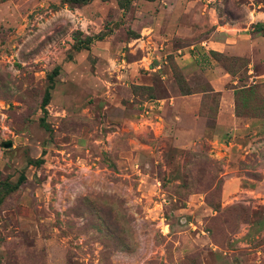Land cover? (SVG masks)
<instances>
[{"label":"rangeland","instance_id":"obj_1","mask_svg":"<svg viewBox=\"0 0 264 264\" xmlns=\"http://www.w3.org/2000/svg\"><path fill=\"white\" fill-rule=\"evenodd\" d=\"M65 1L25 26L0 10V264H264V0ZM227 30L209 52L237 82L219 125L209 65L166 46ZM188 92L197 121L166 105L162 135L134 130L144 103Z\"/></svg>","mask_w":264,"mask_h":264},{"label":"crops","instance_id":"obj_2","mask_svg":"<svg viewBox=\"0 0 264 264\" xmlns=\"http://www.w3.org/2000/svg\"><path fill=\"white\" fill-rule=\"evenodd\" d=\"M52 0H0V10L2 9L3 11L6 9V7L10 8L11 15H15L16 17L19 16L22 20V25H27L29 21V14L34 11L35 7L38 6H46L48 5L49 2ZM145 1V0H144ZM159 1V0H156ZM153 1V2H156ZM151 2V1H147ZM151 2V3H153ZM4 8V9H3ZM67 10V8H65ZM213 12V11H212ZM9 15V16H11ZM212 15V13H211ZM15 17V18H16ZM211 26H215L216 21L212 15V21H211ZM218 31L222 32L220 29ZM224 36L222 37L223 40H220L221 42L217 43L220 48L218 47H212V43L210 44L211 47L206 45L208 43L207 40L203 41L202 45L199 46L200 50L194 49V46L191 47H182L183 44L178 41L180 46L178 48L173 47L172 43L169 41L167 44V49L166 52H170V54L175 55V60L180 66L181 69L185 70L186 64L187 66H201L204 64L209 65V67L206 68V71L204 72V76L206 77L208 83L211 86L212 92L215 94L220 95L223 101L219 102V113L217 117V124L219 125H226V124H234L235 120L230 117V112H232L231 109H227V106L225 105V101L229 100L230 97H233V91L234 90H229L228 86L231 85V83L236 84V81H233V77L225 72L222 66L216 65L214 63V60L212 57L209 55L210 50L217 51V52H225L226 50H229V44L233 39H235V34L229 32L228 30L223 33ZM179 35V32H177V36ZM243 37V35H241ZM240 36V37H241ZM172 37H165V39L170 40ZM148 41H152L153 44L155 45V48L158 49V39L157 37L153 34ZM202 46V47H201ZM154 55H159L156 51H153ZM151 52V54H152ZM162 56V53H160ZM205 59L201 60L200 56H205ZM159 57V56H158ZM209 57V58H208ZM211 62V63H210ZM218 64V63H217ZM149 70L152 72H159L161 74V79L168 82L169 80L172 79V74L170 70L165 67L164 65L160 64L158 66H153L151 63L147 67ZM165 70V71H162ZM233 81V82H232ZM137 84H141L140 82H137ZM199 95L198 94H190L188 93H181L179 96H173L171 95L167 99H159L155 100L154 102L158 103L157 105H161L159 109L155 110V117L160 121L161 126L158 131H156L157 134L161 135L165 131V125H164V120L161 117V113L164 108H166L168 105L174 109V111L177 110V115H182L185 116L188 120H193L197 121L200 117L199 115V110L201 107V102L199 100ZM168 103V104H166ZM146 103L143 104L145 106ZM167 105V106H166ZM230 108V107H229ZM141 113V112H140ZM140 115V114H139ZM139 115L137 117V120H135L133 128L135 131L139 132L142 129H147V127H142L139 125ZM179 119L178 117H176ZM160 135V136H161ZM158 136V135H157ZM260 205L263 204L264 208V199H262L260 202ZM261 209V214H260V220L261 222H264V209ZM263 210V213H262ZM253 223V222H252ZM250 223L248 227H251L253 224Z\"/></svg>","mask_w":264,"mask_h":264},{"label":"built area","instance_id":"obj_3","mask_svg":"<svg viewBox=\"0 0 264 264\" xmlns=\"http://www.w3.org/2000/svg\"><path fill=\"white\" fill-rule=\"evenodd\" d=\"M157 104L156 102L146 104L139 115V125L151 128L154 132L158 131L161 126L160 121L155 117V113L153 114V110L155 112V110L159 109L161 106Z\"/></svg>","mask_w":264,"mask_h":264},{"label":"trees","instance_id":"obj_4","mask_svg":"<svg viewBox=\"0 0 264 264\" xmlns=\"http://www.w3.org/2000/svg\"><path fill=\"white\" fill-rule=\"evenodd\" d=\"M93 0H68L67 2H63L65 5L67 6H71L72 4H74L77 8H80V7H84V6H87L89 5ZM104 1H109V0H104ZM119 6L120 9H123L124 11L128 10V8H130V6L134 3V1L136 0H115ZM145 1H156V0H145ZM72 7V6H71ZM99 39V38H98ZM89 42H92L90 39H88ZM87 45V43H86ZM55 76L58 75V73H54ZM51 99V95H50V91L47 92V95L45 97V101H44V106H46L49 101Z\"/></svg>","mask_w":264,"mask_h":264},{"label":"water","instance_id":"obj_5","mask_svg":"<svg viewBox=\"0 0 264 264\" xmlns=\"http://www.w3.org/2000/svg\"><path fill=\"white\" fill-rule=\"evenodd\" d=\"M5 147L6 148H9V147H11V144H8V145L6 144Z\"/></svg>","mask_w":264,"mask_h":264}]
</instances>
